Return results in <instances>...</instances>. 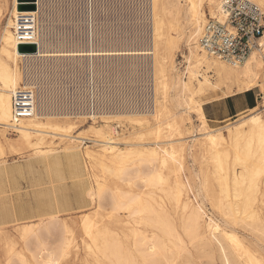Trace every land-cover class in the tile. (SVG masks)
I'll use <instances>...</instances> for the list:
<instances>
[{"label": "bare ground", "instance_id": "1", "mask_svg": "<svg viewBox=\"0 0 264 264\" xmlns=\"http://www.w3.org/2000/svg\"><path fill=\"white\" fill-rule=\"evenodd\" d=\"M50 1L38 0L35 9L20 10L21 2L12 0L10 15L7 17L5 10L8 0H0V130L4 132L6 129L9 131L11 129L13 91L21 86H35L38 97L36 112L33 116L21 120L15 127L18 145L14 148L22 154L31 152L29 161L33 160L44 166L49 182L56 183L50 184L47 190L55 195L57 202L58 194L65 189L70 178L73 185L79 188L87 205L96 204L99 209L108 211L106 222H103L104 219L96 220L90 214L82 220L83 231L89 239L86 242L89 253L96 260L102 258L109 264H174L178 262L173 261L175 255L182 250H186L185 253L189 252L186 238L197 251L207 252L206 255L211 254L210 256L216 253L221 264H264L261 257L248 249L247 244L239 236L238 229L243 227L252 234L264 238V211L257 208L258 201L260 199L264 201V118L260 113H254L232 126H227V135H225L221 129L209 127L203 103L197 99L219 89L225 90L223 97H229L250 91L260 85L264 87L261 83L264 81V55L258 50H253L242 65L232 66L218 58L208 56L201 49L198 40L206 22V11L216 16L220 12L219 0H185V6L174 8L176 15L184 19L180 30L185 36L189 49L186 56V73L183 72L186 77L179 73L174 64L171 50L177 46V43L168 39L166 35V28L172 29L173 26L169 19L170 13L166 12V0H143L151 16L153 29L150 32L151 41L142 47L133 46L132 43L127 44L125 41L120 44L121 46L115 43L110 47H94L92 43V47L87 48L70 46L63 41L64 39H59L60 41L57 42L51 39L50 22H56L55 20L60 19L61 16L55 15L54 5L53 10L50 9ZM252 1L264 8V0ZM28 11H36L38 14V36L33 42L38 45L37 51L33 53L19 51L20 44L17 42L14 29V18L20 12ZM95 32L96 28L92 30L93 37L96 35ZM170 43H173V47ZM162 44L168 46L163 53ZM98 60L105 62L104 71L113 72V76L110 75L111 83L103 93L109 106L117 102L118 105L115 106L118 108L117 111L109 113V109L93 110L91 107L87 111L78 110L72 112L73 114L69 111H60L58 95L61 91L54 85L60 70L68 66L87 67L92 73L90 80L95 83ZM141 62L146 65L151 76L150 101L147 104L143 103L148 109L145 112L153 116L155 124H159L155 128H150L153 125L145 117L146 113L139 112V104L137 105L135 99L137 93L133 87L128 89L125 83L122 84L123 89L119 86L120 81L130 80L132 74L142 68ZM95 89L91 86L87 90L93 100L98 96L95 95ZM158 90L161 91L162 100H158L157 103ZM151 101L153 105L150 104ZM171 110H174V113ZM185 112L195 113L198 117L200 122V127L197 128L198 135L202 137L199 145L201 152H204L203 157L207 160L198 192L205 193L203 194L205 199H209L220 213L222 217L220 220L207 212L203 202L205 199L199 202L189 196L186 183L181 178L182 168L179 164L183 165L184 152L191 145H186L185 141L182 143V137L163 141L156 139L151 143L149 142L151 139L148 142L143 140L147 135L155 134L156 137V134L162 133L165 129L161 127V123L165 119H168L165 124L170 131V134L167 132V137L172 138L176 133L181 136L184 134L186 122ZM98 115L103 118V124L95 125L96 122H93L89 127L90 136H86V133L73 135L79 118L90 116L96 119ZM112 115L117 116L119 120L127 119L141 131H134L130 134L131 137H122L123 135L120 138L115 137L113 134L118 131L110 124ZM145 124L152 125L148 127V133L142 132ZM118 126L121 124L119 123ZM132 135L137 136L132 137ZM54 136L62 138V146L54 144V139L50 138ZM85 140L93 142L94 145H87L81 149L80 146ZM122 145H126L127 148H123ZM188 151L191 153V150ZM2 153L3 147L0 142V155ZM6 168L5 164H0L2 211L7 208V200H5L7 178H4ZM165 169L175 174L173 184L165 178L163 172ZM15 171L17 182L14 190L17 193L20 190L18 173L23 177L24 170L21 166H16ZM101 174L105 176L103 179H99ZM90 176L95 178L96 184L89 183ZM215 181L218 184L217 189L214 188ZM122 184L129 189L123 190ZM155 189L163 192L161 196L159 195L161 201L155 196ZM166 204H171L174 208L172 210H180L181 216L174 219L175 215H171ZM98 208L96 210H99ZM59 212L52 209L37 215L39 218L37 224H25L20 230L24 251L14 249L12 245L11 248L7 247L9 248L7 264H61L68 255L72 229L62 218L60 219ZM17 220L18 218L11 215L9 221L2 219L0 225ZM255 242L259 241L255 240ZM210 261V264H214L213 260Z\"/></svg>", "mask_w": 264, "mask_h": 264}, {"label": "rangeland", "instance_id": "2", "mask_svg": "<svg viewBox=\"0 0 264 264\" xmlns=\"http://www.w3.org/2000/svg\"><path fill=\"white\" fill-rule=\"evenodd\" d=\"M99 1L98 0H93V1L89 0V2H88V0H66V1L65 0H55V1L53 0V2L50 1V3H51L50 9L53 10V5H54V7H55L54 13L56 11L55 15L57 14V15L61 16L60 19L55 20L56 22H53V21L50 22L49 31H50V33H52L50 36L51 39L54 42H57V41H60L61 39L62 40L64 39L63 41L70 46H82L84 48H87L89 46L92 47V43H94V47H108V46L110 47L112 45H115V43H117V45L119 46L120 44H123L125 41L127 42V44L132 43L133 46L142 47V45L151 41L150 32H152L153 26H152L151 16L149 15V13L147 11L146 2H144L143 0H139V1L138 0H99ZM11 2H12V0H8V6L6 7V10H5V15L7 17L10 15V9H11V5H12ZM102 5H103V7H102ZM165 5L167 7L166 12L170 13L169 19H171V22L173 25L172 29H171V27L166 28V35H167L168 39H171L177 43V46L174 47L171 51H172L175 66L180 71L179 73L183 75V72L186 73V69H185V67L187 66L186 56L189 53V49L187 48L188 46H187V43L185 41V36L181 33V30H180L183 27L184 19L181 16L176 15L174 8L176 6H180V5L185 6L186 2H185V0H166ZM58 10H59V12H58ZM107 10H108V12H107ZM171 15L173 16V18ZM209 15H211V13L209 11H206V21H207V18ZM7 17L5 18V23L7 21ZM78 17H79V19H78ZM74 20H76V21H74ZM102 22H104V23L102 24ZM91 25H93V26H91ZM94 28H96V32L94 33L96 35H94V37H93L91 33H92V30ZM169 28H170V30H169ZM101 29H102V31H101ZM137 32H138V34L136 35ZM117 33H118V35H117ZM135 42H138V43L135 44ZM170 44H171L170 46L173 47V43H170ZM167 47L168 46H163V44H162L161 52L163 53L164 50H167ZM163 48H165V49H163ZM98 61H99L98 62L99 64H97V66H98L97 73L98 74H97L95 83L92 80H90V76L92 73H91V71H89L87 69V67L86 68L85 67L84 68H77V67H73V66H68V67H66L64 69L62 68L60 70V72L58 74V78L56 80L57 82L54 84L55 87L57 86L61 91L58 95L59 109H61L60 111H64V112L69 111L72 113V112H76V111L78 112V110L79 111H84V110L87 111V110H89L90 107L93 110L107 111L109 109V111H108L109 113H113V112L117 111L116 109H118V108L115 107L117 102L112 103V105L109 106V102L105 99L104 93H103L108 88V84L111 83L110 82V75L113 76V72L104 71L103 66L105 65V62H103L102 60H98ZM142 65H143V63L141 62L140 66H142ZM145 69H146V65L144 64L142 66V68H140V70H138L135 74L134 73L132 74V76L135 75L134 77L131 76L130 80L120 81L121 85H119L122 87V89H123L122 84H124V83L126 84V86H128V89L131 86L133 87V89L137 93V96L139 97L138 98L137 96H135V99L137 100V105L139 104L138 110H140L139 112H142V113H146L145 111H148V109H146L145 106L150 101L151 94H150L149 87L152 84V81L150 79L151 76L149 75L148 68L146 70ZM79 74H80V76H79ZM183 77H186V74H184ZM136 78H138V79H136ZM139 83H141V84H139ZM261 83L264 86V81H261ZM91 86L94 89L97 88V89H95L97 91V92L95 91V95L97 94L98 96H95L94 100L92 97H89V94L87 93L88 88H90ZM103 87H105V89ZM85 92H86V94H85ZM99 92H101V93H99ZM139 92H141V93H139ZM224 92H225L224 89H219L217 91H211V92H208L206 95H203L202 97L197 98V99H199L200 102L203 103V107H204L206 104H211L212 102L225 99V97H223L225 95ZM160 96H161V91L160 90L156 91V97H157L156 102L157 103H158V100H162V98ZM233 96H234L233 102L237 107L247 108L244 112L240 113L239 115H237L235 117L229 118L223 122H211L208 120V124H209V127L211 129H216V130L221 129L225 135H227V126H229V125L232 126V125L240 122L241 120L245 119L246 117L251 116L254 113H260L262 115V117L264 118V87H262L260 85V86L253 88L250 91H246L243 93H236ZM102 97H103V99H102ZM100 100H101V102H99ZM96 101L98 103H96ZM143 102H145L146 104ZM99 104H100V106H99ZM150 104L153 105L152 101L150 102ZM85 106H87V107H85ZM139 107H140V109H139ZM209 107H211L214 112L218 113L219 115H222L224 112V109H225V104L224 103L223 104L217 103L214 105H209ZM66 108L69 110H67ZM76 108H77V110H76ZM96 108H98V109H96ZM103 108H105V109H103ZM143 108L145 110H143ZM171 111H173V113H174V110H171ZM147 113H146L145 117H147L149 119V121H150L149 123H151L153 126L151 124L150 125L145 124V127L142 128V132H144V133H148V130H149L148 127L149 126H152L150 128H155L159 125L157 123L155 124L153 116L149 113H148L149 114L148 115ZM184 114L186 115L185 116L186 122H185L184 130H183L184 134H182L181 136L176 133V135L174 134L172 136V138L167 137L168 133L170 134V131H168V129L166 128L167 126L165 124V122H167L168 119H165L161 123L162 124L161 127H164L163 129H165L162 131V133L156 134L157 135L156 137H155V134L154 135H147V137L145 136V138L143 140L145 142H148L151 139V141H149L151 143V142L156 141V139H157V141H161V140L163 141V140H168V139H178V138L182 137V143H184V141H185L186 145H188V146L191 145V146H189L190 148L184 152V156H183V160H182L183 165L179 164L182 168L180 171V175H181L182 180L186 183V188H187V191L189 192L188 193L189 196L191 198H193L194 201L199 200V202H200V201L205 199V197L203 196V194L205 195V193L203 191H202L203 193L198 192V187H199L198 185H200L201 180L203 179L202 173L206 169L207 160L205 157H203L204 152H201L202 151L201 146L199 145V140L202 137H200L198 135V133H199L198 129L200 127V122L198 120V117L195 113L188 114L187 112H185ZM123 119L124 118H120V120H119V118L115 115H112L110 118V121H111L110 124L113 126V128L116 127V130L118 131L116 134H113V135H115V137L120 138L121 135H123L122 137H126V136L131 137L130 134L134 133V131L135 132L141 131L140 128H135L130 123V121H128L127 119H125V120H123ZM93 122H96L95 125H102L103 124V118L100 116L96 119H93L90 116H86L84 118H79V120L77 121V127L74 130L73 135L76 136L79 133H83V134L86 133L85 134L86 136H90L89 127ZM118 122L121 124V126H118V124H119ZM131 125H132V127H131ZM135 136H137V135H132V137H135ZM17 137H18L17 133H15L14 131H11V130L9 131V129H6L4 132H1V130H0V142H1L2 147H3V153L0 155V164L1 165L5 164L6 166H8L9 161H10V162H14L16 164V166H21L24 170L23 177H21L20 173H18V178H19L18 179V185L20 187V190H18V192L16 193L17 194V200H18V208H17L18 220L15 222H12V223L0 225V264H7L8 255H9L8 249L11 248L10 247L11 245L14 249H16L18 251L19 250L24 251V242H23V240L21 238V234H20V230L22 229V227L25 224H31V223H33V225L37 224L39 222V218L37 217V215L44 213V212H47V211H50L52 209L60 211L59 212L60 219L62 218V220L66 223V225L68 227L70 226V228L72 229V235L74 234L73 236L71 235V237H72V240L70 242L71 245L68 247L69 248L68 249V255L69 256L67 255L65 257V259L62 260L61 264H101V263L104 264L105 262L102 260V258H98L97 260L100 262H97L95 257H93V255L90 254L89 251L87 250L86 242L89 241V239L83 231V228H82L83 221L82 220L84 219L85 216L90 214V216L92 215L96 220L101 221L104 219L103 222H106L108 220V217H106L109 214L108 211L99 209L95 203H93L95 205H92V204L87 205V202L85 201V199L82 197L81 193L79 192V188L76 185H73L74 183L72 182V180L70 178L67 181V186H65V189L58 194L59 201L57 202L55 199V195L53 193L50 194L47 190V188L50 186V184H54L55 182H49L48 175L44 171V169H43L44 166H42V164L35 162L33 160H30L31 161V164H30L29 156L31 155V152H28V153L25 152L22 154V153L17 152L15 150V148H17V145H18ZM50 138H52V140L54 139V141H55L54 144L57 143L56 145H58V146L63 145V144H61L62 138H60L59 136H57V137L54 136V137H50ZM143 140H142V142H144ZM87 145H94V143L90 142L89 140H85L84 142H82L80 147H81V149H84V147H86ZM166 146H168V144H166ZM122 147L127 148L126 145H122ZM188 150H191V153ZM3 161H5V163H1ZM86 165H87V163H86ZM64 167L67 169L66 165ZM31 169H34V171H31ZM163 172H164L165 178L169 179V183L173 184L174 180L176 178L175 174L171 173L168 169H165ZM24 176H25V178H24ZM67 176L70 177V175H67ZM101 177L99 179H103L105 176L103 174H101ZM110 182L112 183V180ZM89 183L90 184L93 183L92 185H94V183L96 184L95 178L90 176L89 177ZM164 187H167V186H164ZM121 188H123V190L129 189L124 184L121 185ZM214 188L215 189L218 188V184L216 183V181H215ZM147 191H149V189ZM154 193H155V196L158 198V200L161 201V198H159V195L161 196L163 194V192L159 189H157V190L155 189ZM203 202L206 206L207 212H209L210 215L212 214L215 219L220 220V218H222L220 213L217 211L216 208H214V206L209 201V199L206 198ZM263 202L264 201L262 199H260L257 203V208L259 207L258 209H260L261 211L262 210L264 211V203ZM259 203H261V204H259ZM170 205L171 204H166L167 210L170 211L172 216L175 215V216H173L174 219L175 218L178 219L181 216V211L180 210H178V211L172 210L173 207H172V205L170 207ZM90 207H92V208L89 209ZM93 207H95V208H93ZM97 208L99 210H96ZM174 211H176V212H174ZM27 221H30V222H27ZM238 229H239V236L242 237L241 239L245 242V244H247V246L249 247L248 249L253 254H255L256 256L261 257L264 261V249H263L264 246H262V245H264V240H263L264 238H261V237L256 236L255 234H252L248 230H245L243 227H239ZM260 238H261V240H260ZM185 240H186L185 242L187 244V245L186 244L185 245H186V247H188L187 251H189L190 254H189V252L185 253L186 250H182L183 252L180 251V253L178 255H175V257L173 259L174 262L178 261L177 263L173 262L174 264H183V263L184 264H189V263L190 264H192V263L193 264H210V262H211L210 260H213L214 264H216V263L221 264V261L219 260L218 255L216 253L212 254V256H210L211 254H208L209 255L208 256V255H206L207 252L203 253L202 251H199V250L197 251L196 248H194L192 245H190L188 239L185 238ZM255 240L259 241V242L261 241V242L260 243L255 242ZM7 247H9V248H7ZM190 248L192 249L191 251L189 250ZM258 249H259V251H258ZM26 254H28V252H26ZM185 254L188 255V257H186ZM91 255H92V257H91ZM28 257H29V254H28ZM211 257L213 259H211ZM186 258H188V259H186ZM185 262H188V263H185ZM105 264H109V263H105Z\"/></svg>", "mask_w": 264, "mask_h": 264}, {"label": "built area", "instance_id": "3", "mask_svg": "<svg viewBox=\"0 0 264 264\" xmlns=\"http://www.w3.org/2000/svg\"><path fill=\"white\" fill-rule=\"evenodd\" d=\"M37 2L38 0L23 3H33L37 7ZM219 3L220 12L216 16L209 15L203 26L198 40L201 49L208 56L232 66L242 65L253 50L264 55L263 8L252 0H219ZM14 19L17 42L36 44L33 42L36 41L39 30L37 12H20ZM37 103L35 86H21L13 91L11 131L15 130L21 120L35 114Z\"/></svg>", "mask_w": 264, "mask_h": 264}, {"label": "crops", "instance_id": "4", "mask_svg": "<svg viewBox=\"0 0 264 264\" xmlns=\"http://www.w3.org/2000/svg\"><path fill=\"white\" fill-rule=\"evenodd\" d=\"M233 97L234 96L232 95L229 97H225V99L212 102L211 104H206L204 106V112L206 114L207 119L211 122H223L229 118L235 117L240 113L244 112L247 108L237 107L233 102L234 101ZM217 103L225 104V109L222 115H219L218 113L214 112L211 108L212 106L209 107V105H214ZM15 170H16V164L14 162L9 161V165L5 170L6 175L4 174L5 175L4 178H7L6 179L7 187L5 188V190L7 191L5 193V200H7V208L6 210L2 211L0 205V223L2 222L1 221L2 219H4L5 221H9L11 219V215L17 218V194L14 190V187L17 182L16 180L17 175ZM12 186H13V190L11 191Z\"/></svg>", "mask_w": 264, "mask_h": 264}, {"label": "water", "instance_id": "5", "mask_svg": "<svg viewBox=\"0 0 264 264\" xmlns=\"http://www.w3.org/2000/svg\"><path fill=\"white\" fill-rule=\"evenodd\" d=\"M24 1H34V0H19V2H21V4L19 5L20 10H33V9H35V4H33V3L25 4V3H23ZM19 51L20 52L33 53V52L37 51V46H36V44H20L19 45Z\"/></svg>", "mask_w": 264, "mask_h": 264}]
</instances>
